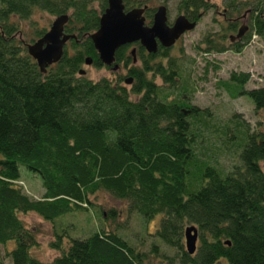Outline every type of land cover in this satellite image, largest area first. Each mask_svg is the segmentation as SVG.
Here are the masks:
<instances>
[{"label": "trees", "instance_id": "16d2710c", "mask_svg": "<svg viewBox=\"0 0 264 264\" xmlns=\"http://www.w3.org/2000/svg\"><path fill=\"white\" fill-rule=\"evenodd\" d=\"M91 2L0 0V244L13 243L6 252L10 264H144L145 253L108 230L82 238L56 234L51 247L57 255L47 263L30 254L37 244L35 232L20 213L52 222L84 211L91 204L89 196L99 190L126 202L129 213L146 221L157 218L152 234L157 244L151 252L163 264H264V132H246L241 122L231 120L238 165L222 173L209 156L205 160L198 153L194 129L210 113L184 97L170 48L158 45L145 55L138 50L134 64L122 45L113 63L125 69L130 82L124 81L127 75L90 81L78 74L85 57L94 66L101 63L88 37L71 42L74 51L64 50L44 73L17 39L16 19L28 20L35 10L56 16L71 9L73 29L79 35L92 32L98 15ZM225 5L230 13L241 4L228 0ZM201 7L205 3L200 0H177L178 12L194 21ZM250 7L254 14L242 46L252 33L264 36V0H253ZM103 8L104 2L100 12ZM153 11L151 6L146 12L150 20ZM210 36L202 41L205 52L226 49L224 40ZM242 46L229 49L238 52ZM248 80V73L231 72L223 84L228 93L235 84L237 95L248 96L254 109L264 113V85L244 90ZM19 165L40 178L39 198L22 191ZM190 225L197 231L193 254L182 243Z\"/></svg>", "mask_w": 264, "mask_h": 264}, {"label": "rangeland", "instance_id": "374dc122", "mask_svg": "<svg viewBox=\"0 0 264 264\" xmlns=\"http://www.w3.org/2000/svg\"><path fill=\"white\" fill-rule=\"evenodd\" d=\"M127 1L128 4L148 1L149 6L154 7L160 3L165 4L169 24L179 13L177 0ZM211 1L220 6V0ZM102 3L103 0H92L89 7L99 14ZM211 18L212 15L201 18L192 30L179 37L177 43L169 49L168 54L179 65L181 85H185L186 91L183 93L184 97L189 104L199 110L206 109L205 112L210 113L205 120L200 119L197 127L193 128L196 132L198 153L202 152L205 160L209 156L210 164L222 173H226L232 169L233 165H238L236 151L231 147V120L241 122L246 132H264V113L254 109L248 96L237 95L235 84L232 86V91L228 93L223 82L228 80L231 72H243L249 74V80L243 86L244 90L264 85V36L260 37L252 33L248 42L238 52H205V50L197 49L198 46L203 48L200 41L205 33L212 34L213 31L218 30V27L211 23ZM53 19L54 15L42 10H35L28 20L16 19L19 25L17 37L22 42L30 43L37 39L35 32L47 29ZM66 50L69 54L74 51L69 45L66 46ZM157 60L158 58L151 60L150 64H155ZM80 69L84 70L82 76L90 81L101 78L115 81L117 77L125 76L124 68L116 72L105 66L81 64ZM155 83H160L159 78H156ZM121 85L126 90H130L129 85L123 83ZM188 120L192 121L191 118ZM228 125L229 129L226 128ZM234 148H236L235 145ZM261 168L264 170L263 164ZM18 170V182L22 191L33 198H39L43 191L38 175L31 173L22 165L18 166ZM88 199L91 204H88L84 211L66 213L52 222L45 221L32 212L19 214L26 227L35 232L37 244L30 248V254L34 258L47 263L57 255L51 247V243L56 240V234L82 238L93 231L108 230L118 233L129 245L145 253L144 264H163L159 254L151 252V245L157 244L152 237L157 218L146 221L137 213L127 212L126 202L113 198L103 190L95 192ZM63 242H66V238ZM12 244V242L0 244V264H10L6 252L12 248Z\"/></svg>", "mask_w": 264, "mask_h": 264}, {"label": "water", "instance_id": "95a60500", "mask_svg": "<svg viewBox=\"0 0 264 264\" xmlns=\"http://www.w3.org/2000/svg\"><path fill=\"white\" fill-rule=\"evenodd\" d=\"M144 9L145 6L125 10L122 0H107V5L99 16L98 28L89 35V38L99 61L109 66L111 70L118 67L113 62L114 52L119 46L138 41L148 53H154L157 44L163 48H170L182 34L195 27V21L187 20L182 14L177 15L170 24L167 23V10L164 5L155 8L151 25L145 26L142 16ZM67 18L65 14L56 16L41 37L25 44L27 55L35 61L41 73L45 72L47 66L61 58L64 43L70 38H75L73 35L63 34V25ZM242 34L243 27L238 29L235 38H240ZM130 55L132 62H135L134 49H131ZM89 63L90 58L86 57L84 64ZM78 74L83 75L84 70L79 69ZM126 81L128 82V79ZM183 238L186 252L193 254L197 239L196 228L193 225L186 226Z\"/></svg>", "mask_w": 264, "mask_h": 264}, {"label": "flooded vegetation", "instance_id": "af4514ba", "mask_svg": "<svg viewBox=\"0 0 264 264\" xmlns=\"http://www.w3.org/2000/svg\"><path fill=\"white\" fill-rule=\"evenodd\" d=\"M203 1V3H205V7H201L202 9H199L196 16L198 17L197 20H195V25L196 23L201 19V18H206L212 15L211 18V23L213 25H216L218 27V30L213 31V33L211 34V36L209 37L210 39H215V40H219L222 39V41L224 40V43L222 42L223 46L226 48L224 51H232L229 49V47H234V46H242L244 44V42L246 41V37L249 35L250 32V25L252 23V15L254 14L252 11V7L251 6V1L253 0H235V2H237L239 5L240 9L238 11H232L229 13V11L227 10V8L225 7L226 3L228 0H220V6L217 5L215 2L211 1V0H200ZM104 2V8L105 9L106 5H107V0H103ZM148 2V1H147ZM146 1H136L134 4H128L126 7L124 0H122V3L125 7V10H128L130 8L133 7H142L145 6V9L143 11V18H144V25L145 26H150L152 23V16L153 13L155 11V8L159 5H164L165 4H158L155 7L152 6V8H154V11L151 15V20L147 17L146 12L148 11V8H150L151 6H149V4ZM231 2V0H230ZM166 7V6H165ZM220 8V10H219ZM103 10L97 14L95 11V13L98 15V19H97V27L92 31V32H88V33H82L81 35L78 34V32L75 29H73V26L69 24V20H70V16L69 14H71V9H69V12L67 11L65 13V15H67V21L66 23L63 25V34L66 35H73L75 38H70L68 39L64 45H63V51L66 50V46L69 45L71 46V42H74L75 44H79L82 41V37H88L89 35L93 32H95L98 28V20H99V16L101 15V13L103 12ZM167 10V9H166ZM182 14L186 17L187 20L189 21H194L192 19V17L190 15H185L183 13H178L177 15ZM61 15V14H59ZM176 15V16H177ZM58 16V15H56ZM54 16V18L56 17ZM167 16V14H166ZM50 26V25H49ZM48 26V28H49ZM243 27V34L241 35L240 38L236 39L235 35L238 31L239 28ZM48 28L45 30V32L48 30ZM44 32V33H45ZM212 32V31H211ZM43 33V34H44ZM210 33V32H209ZM209 33H205V36ZM18 34V33H17ZM42 34V35H43ZM41 35V36H42ZM40 36V37H41ZM204 36V37H205ZM203 37V38H204ZM18 38V37H17ZM39 38V37H38ZM19 39V38H18ZM90 39V38H89ZM20 40V39H19ZM178 40H176L174 42V44L170 47V49L177 43ZM203 39L200 41L202 43ZM22 42V41H21ZM33 42V41H31ZM30 42V43H31ZM90 42L92 44V41L90 39ZM24 45L26 44L25 42H22ZM203 44V43H202ZM127 46V50L129 52L130 55V51L131 49H134V54H136V52L138 50H141L143 52V55L147 54L148 52L144 49V47H142L138 41L129 43V44H124ZM159 44H157L158 47ZM122 46V45H121ZM72 47V46H71ZM93 47V44H92ZM120 47V46H119ZM228 47V48H227ZM94 49V47H93ZM203 50V48L201 49ZM95 53L96 50L94 49ZM97 54V53H96ZM131 56V55H130ZM86 58V57H85ZM87 58H90V63L93 65V59L90 56H87ZM98 58V57H97ZM99 60V59H98ZM101 63V62H100ZM134 64H136V56H135V62H132ZM115 64V63H114ZM113 64H111L112 67ZM118 65V64H117ZM101 66H105L106 68L110 69L111 68L109 66H106L104 64L101 63ZM119 70H122V66L118 65L116 70H111V71H116L118 72ZM125 70V69H124ZM125 75H127V77L125 79H128V82H130L131 80V76L129 77L128 74L125 72ZM126 81V80H124Z\"/></svg>", "mask_w": 264, "mask_h": 264}]
</instances>
